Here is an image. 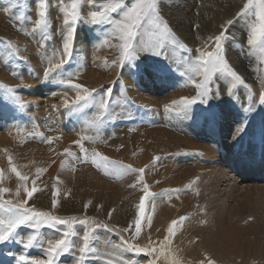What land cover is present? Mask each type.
Wrapping results in <instances>:
<instances>
[{
  "label": "rangeland",
  "instance_id": "1",
  "mask_svg": "<svg viewBox=\"0 0 264 264\" xmlns=\"http://www.w3.org/2000/svg\"><path fill=\"white\" fill-rule=\"evenodd\" d=\"M83 1L87 8L84 9L80 5L83 20L81 19L82 21L75 26L72 60L55 74L46 75L45 69L49 68L52 63L59 61L62 52V35L66 31L63 24V13L60 9L70 3V0H57L56 3L53 0L51 2L45 0L48 14L52 12L51 10H55V12L59 10L58 12L61 13L59 18L51 17L54 19V23L50 19L47 32L34 30L35 23L25 19L33 15L38 16L39 10L40 0H28L26 4L30 5L32 13H28L26 10L29 16L23 15L24 18L21 20V22L26 21L27 26L30 27L25 31L26 44L13 46L6 37L0 36V63H4L5 67L1 72L8 79L14 80L12 81L13 84L11 82L4 83L0 79V98L2 99L0 100V112L2 113H0V171H2L0 187L9 189L8 192L4 193L3 199L15 203L18 199L26 198L23 189H21L19 197L15 194L17 184L21 182L10 171L11 166L8 164V157L11 156L12 166H15L22 175L28 177V188H32L33 180H35V186L38 189L25 207L59 216L71 224V227L69 225H61L56 228L42 226L37 234L39 239L45 240L47 243L48 238L59 239L63 238V232L72 233L69 238L73 247L68 253L57 258V264H91V262L99 264L97 262L100 258L99 254L92 252L86 257H81L79 253V248L84 245L83 235L85 231L89 233L88 243L90 247L113 244L116 250L118 249V252L121 253L120 256L119 253L113 252L116 257L113 256L112 258L110 255L111 258L108 257L103 264H149L150 261L153 264H162L154 254L128 250V245L148 248L146 246L148 243H140L138 239L143 230H148L151 219L155 218L158 212L156 205L159 203H164L168 207L171 220H179L180 217L185 218L182 223L175 227V237L173 238H177L178 241L183 242L184 246H188L187 250H189L188 248L191 249L189 246H192V243L198 245V232L203 233L206 228L212 231L216 230L219 221L227 223L229 215L238 216L240 224L243 223L241 225V228L244 226L242 234L239 232L241 230H232L236 235L240 233L241 235L238 236L246 238L245 241L252 243V247H256L258 244L264 245L262 242L264 239V139L257 137L262 133L264 137V103H260V95L264 93V63L261 62L264 57L258 49L247 44L249 26L252 25L255 18L250 16H236L234 18L239 26V31L242 33V36H239L242 41L244 40L242 43H238L237 47L242 54L244 65L247 67L246 70L248 67L251 69L254 61H258L261 65L260 73L262 76L258 79L254 78L249 84L245 82L247 86L235 83L230 77H221L213 83L214 95H209L206 102H197L184 113L172 114L166 112L164 105L158 102L162 97H168L167 99L172 101L180 97L195 95L194 86L187 76L182 75L187 67L184 58L188 56L192 57L193 60L196 58L192 49L189 48L188 39L185 40L177 31L173 30L178 39L191 49L190 52H184L178 48L173 50L170 47L169 59L159 55L141 56L139 53L135 59L126 61L121 67L119 66V42L111 34L110 27L105 24H93L90 21L89 13L99 10L98 5L102 0H97L95 7L89 6L86 0ZM198 1H196L197 4H199ZM128 2L130 3L131 0ZM165 2L164 0L160 3V6H164ZM176 3L182 5L185 2L184 0H173L171 6ZM222 3L228 4L227 0H223ZM23 5L24 0H19V3L15 5L10 3V0H0V13H5L7 16H4L3 19L18 22L19 20L16 18L21 15L22 7L26 9ZM12 11H14L13 15L16 14V16L12 15L8 18L9 12ZM189 11L198 17V12L193 8H190ZM160 14L164 17L163 13L160 12ZM113 17L119 18V12L113 14ZM195 26H188V32H192L194 36L198 30V27ZM231 36L232 33H228V38ZM77 37L80 38L77 39ZM76 43H82L88 49V63L81 61L80 53H84L86 50L76 51V46H78ZM109 43L110 47L114 48L115 54L112 58L107 57V61L116 60L118 66L109 72V76H106L102 83L95 85L91 82L92 85H86L84 83V79L87 77L86 69L94 70L102 62V60H98L94 63V53L102 51V48ZM51 46L54 47L53 52ZM26 47H30L32 51H26ZM22 52L35 57V60L31 61V59L28 60L29 58L23 57ZM49 53H53L54 59L49 56ZM5 55H8V58H5ZM225 56H227L226 53ZM227 61L230 63L229 60ZM37 63L39 65L38 73L35 71L34 75L32 71L38 67ZM29 65L31 66L29 67ZM22 66H24L23 73L26 77L33 80L38 79L43 99H51L47 100L46 103L48 105L52 103L51 107L47 104L45 107L42 106V109L39 107L40 113L37 114L36 118L27 115L28 118L31 117L28 121L21 118L28 113L24 106L21 107L16 102L19 111L15 112L14 106L17 107V105L14 100L10 101L11 95L15 98L18 97L22 102L26 100L24 89L18 90L20 82L13 79L17 76L19 79ZM42 66L44 67L41 68ZM17 67L19 68L17 69ZM7 68L14 70L13 72L8 70L9 74ZM14 72L17 76H10ZM61 72L65 77L69 73L73 74V82L94 89L93 95L97 100L104 97L105 93H110L109 115L102 123L99 125L94 123L98 114V109L95 107L89 106L80 110H71L65 107L64 103H61L68 99L66 96H71L73 99L75 97L74 90L57 82L61 78ZM133 74L136 80L135 85L130 84L128 80ZM148 74H151L153 79L149 84V81L145 82ZM45 76H52V81H49V84L44 83L43 77ZM52 82H54L53 85ZM9 84L15 85L14 88L16 89L14 90ZM250 84L257 86V90H253ZM9 89L13 91H9ZM229 90H231V95ZM17 91L21 92L17 93ZM45 93L47 95H44ZM240 97L248 99L249 102L246 106L242 100L241 104H238L239 101L236 99ZM6 98L8 99L7 103ZM143 98L147 101L143 102ZM224 100L230 105L219 108ZM27 101L28 98L26 103ZM53 104H55V110H53ZM249 105L251 106L250 109L248 108ZM45 112L51 113L46 114ZM75 112V117L79 122L72 116ZM18 114H21V117ZM58 114H61L60 118ZM120 116H124V123L130 125L124 131L116 129L122 124L121 121H116ZM91 127L95 129H91L92 132ZM241 127L243 130L237 132V129ZM128 128L133 129V131L126 130ZM154 129L158 130L154 132ZM144 130L150 133V140L146 139L149 136L148 133L143 135ZM177 133H181V135ZM49 137L52 138L51 143L46 142ZM254 137L257 138L253 139ZM77 140H82L90 154L93 151H98L118 164H131L134 168H145L144 179L149 185L150 192L155 195L154 198L149 197L146 200L144 223L139 234H136L134 230L132 232L123 231L130 222H133L136 212L135 206L142 194L139 188L129 187L134 183L135 175L122 174L117 176L111 169L106 174L103 167L97 168L91 163H89L91 173L82 175V168H85V164L88 163H80L74 157L70 158L64 155L65 149L76 156L80 155L79 148L75 143ZM134 144L139 145L140 152L137 151ZM242 144L251 145L250 148H253L252 151L255 152L256 156L251 157L252 151L250 154H240L241 156L237 154L236 151ZM221 145L225 149L228 148V152ZM207 147L211 149L214 156L210 157L202 153L201 149ZM231 150H235L237 157L229 156ZM247 150H250L249 147ZM122 151H125L129 157L117 156ZM154 157H159V159L154 161ZM134 158L135 163H133ZM62 162L63 167H61ZM37 169H45V171L37 174ZM215 173L221 176L218 179H209ZM125 175L126 178L123 180ZM84 180L89 182L86 183ZM54 186L57 191L55 207L51 203ZM86 204L89 205L87 209H85ZM97 205H102V207L98 208ZM110 209H115L111 218L108 215ZM204 217L205 220L208 219L206 223L203 221ZM80 220H85L86 224H79L78 221ZM105 224L108 225L109 229L116 230H106L103 227ZM31 234H34L33 229L29 226H21L15 230L11 237L0 243V256H9L5 264H31L34 259L43 260L47 258L45 241L42 247L40 244H34L31 247L24 246L27 237ZM147 238L145 236V242L146 240L149 241ZM187 242L188 245L185 244ZM153 243L159 244L155 246L156 248L161 245L166 247L164 240L158 242V239L155 238ZM122 248H125L129 254L124 253ZM182 250L185 253L186 248ZM24 253L26 256L23 255ZM19 256L26 257V262L19 261L17 259ZM262 260L264 261V251L257 259L250 256L246 264H264ZM216 263L219 264L215 261Z\"/></svg>",
  "mask_w": 264,
  "mask_h": 264
},
{
  "label": "snow or ice",
  "instance_id": "2",
  "mask_svg": "<svg viewBox=\"0 0 264 264\" xmlns=\"http://www.w3.org/2000/svg\"><path fill=\"white\" fill-rule=\"evenodd\" d=\"M82 0H70L66 6L61 7L60 11L63 13V24L66 29L62 35V52L60 54L59 61L52 63L51 66L45 69V74H55L58 70H62L64 66L71 62L74 51L75 41V26L80 23L82 17L80 13V5ZM89 6H97V0H86ZM12 4H18L19 0H10ZM38 19L35 21L34 30H40L47 32L49 29L48 13L46 9L45 0H40L38 4ZM99 10H94L89 13L90 21L93 24H105L110 27L111 34L115 39L119 41V64L122 65L126 61L133 60L140 52H151L154 55L162 56L169 59V48L173 50L179 49L184 52H190L191 49L187 47L185 43H182L175 35L169 24L160 14V0H102L98 5ZM119 12V18H114L113 14ZM237 17L250 16L254 17V22L250 27V32L247 38V44L254 49H258L262 57H264V0H245L243 6L236 13ZM23 14L17 16V20H22ZM233 19H229L220 25V31L214 36L208 37V40L197 49V56L195 60L188 56L185 59L187 65L185 72L182 75L188 77V80L194 86L195 95L191 97H180L179 99L172 100L169 104L164 105V110L168 113L179 114L186 112L193 104L197 102H206L209 95H214L212 85L218 81L221 77L231 78L232 81L240 85H245L244 79L238 74L236 70L228 63L225 57V44L228 39V30L225 25H231ZM195 27H199L196 25ZM146 37V39H145ZM11 47V46H9ZM23 59V58H20ZM264 63V58L261 60ZM117 61L114 60L113 64ZM61 78L57 81L59 84L65 87H70L75 91L74 99L63 101L65 107L71 110H80L89 106L98 109V114L94 123L99 125L109 115V107L111 106V95L105 93V96L99 100L93 95L94 89H89L86 86L73 82V74L69 73L67 77L60 73ZM11 91V89H9ZM231 95V90H229ZM16 102H19L18 98H14ZM260 103H264V93L260 95ZM23 107V104H20ZM55 108V105H53ZM249 109L251 106L249 105ZM243 130V127L238 128L237 132ZM47 143L52 142V138L49 137ZM79 148L80 155L76 156L68 149L64 150L66 157L73 158L80 163H91L97 168L103 167L107 174L109 169L117 176L122 174L135 175V181L129 185L132 188H139L142 193L139 196V202L136 204V212L133 222H130L128 227L123 229L125 232L135 231L139 234L142 230L144 218H145V204L149 197H153V193L150 192L149 185L146 183L143 173L145 168H134L131 164L124 165L111 161L107 156L102 155L98 151H93L91 154L89 150L85 148L82 140L75 141ZM154 161L159 157H154ZM8 164L11 166L10 171L15 174L18 181L16 196L19 197L21 189L25 194V199L17 200L15 203L10 200H4V193L9 189L0 187V243L11 237L15 230L21 226H29L33 229L34 234L27 237V241L24 244L25 247L34 246V244H40L43 246L44 241L38 238L39 229L42 226H50L56 228L61 225L71 224L59 216L51 215L49 213L36 211L34 208L29 209L25 207L33 195L38 191L35 186V180H33V186L31 189L27 186L28 177L22 175L15 166H12V158L8 157ZM63 167V162L61 164ZM45 171V169H37V174ZM2 176V171H0ZM57 182L58 179H57ZM142 186V187H141ZM53 199L51 201L52 206L57 204V191L55 186L53 187ZM89 205H85L87 209ZM101 208L102 205H97ZM115 209H110L108 212L109 218ZM184 217H180L179 220L173 219L168 224L164 237V245L169 243V237L175 235V227L184 221ZM79 224H86L85 220L78 221ZM106 230L115 231L116 229H109L108 225H103ZM72 233L63 232V238L49 239L47 240V248L45 249L46 259H34L31 264H57V258L66 254L73 247L70 240ZM84 245L79 248L81 257H86L88 254L95 252V248L90 247L89 233L84 232L83 235ZM23 243V241H21ZM126 243V242H125ZM128 250L135 251L137 253L147 252L148 254H154L157 252L155 248H142L134 245H128ZM159 256H157V259ZM19 261L26 262L27 258L19 256ZM149 264H153L152 261ZM171 264H181L178 259H173ZM199 264H215V261L209 256L205 255L204 259Z\"/></svg>",
  "mask_w": 264,
  "mask_h": 264
},
{
  "label": "bare ground",
  "instance_id": "3",
  "mask_svg": "<svg viewBox=\"0 0 264 264\" xmlns=\"http://www.w3.org/2000/svg\"><path fill=\"white\" fill-rule=\"evenodd\" d=\"M27 1L28 0H24V5L23 6L26 7V9H24L22 7L21 14L29 16L28 13H32V12L30 10V5L28 6L26 4ZM56 1L57 0H53L54 3H56ZM165 1H166L165 2L166 4L164 6H160V12L163 13V16H164L163 18L166 20V22L169 24V26L171 27L172 30L177 31L181 35V37L184 38L185 40L188 39L187 43L189 44V48L192 49V53L195 56H197V54H198V53L195 54V52H197V49L202 47V45L208 40V37L214 36V35L219 33L221 24H223L225 21H227L229 19H233L234 22L231 25H225L227 30H228V33H232L231 38H228L227 42L225 44V49H226L225 53L227 55V56H225L226 59L229 60L230 66H232L234 68V70H236L238 72V74L248 84L251 83V81L254 80V78L258 79V78H260L262 76V74L260 73L261 65H260V62H258V61L257 62L254 61V64L251 67V69L248 67V70H246L247 67L244 65V62H243L244 60L242 59V56H241L242 54H241L240 50L237 47V44L240 43V42L242 43L244 40L243 41L241 40L240 36H242V33H241V31H239V26H238V24L236 22V19H234V18L236 17V13L243 6V3L245 2V0H227L228 4H223L222 3L223 0H200V1H198V0H184V2H185L184 4L180 5L179 3L178 4L176 3V4H172V6H171V3L173 2V0H165ZM196 1H198L199 4H197ZM49 2H51V0H49ZM162 2H164V0L161 1L160 3H162ZM194 2H195V4H193ZM81 5L83 6L84 9L87 8V5H84V1L83 0H82V4ZM189 5H193V6H189ZM189 7L193 8V10L198 12V17H195L189 11L190 10ZM26 10H28V13H27ZM32 11H33V9H32ZM51 11L52 12L50 14H48V22L50 21V19L53 22L54 19H52L51 17L55 16V17L59 18L61 16V13H62V12L59 13L58 12L59 10L56 11L57 13L55 12V10H51ZM13 12L14 11L9 12L10 13L9 15L7 14L8 18L12 17ZM84 12H87V11H84ZM4 16H6L5 13H0V36L6 37V39L11 44H13V46L15 44L16 45L17 44H19V45L26 44V33H25V31H27L30 28V27L27 26L28 23L26 21L25 22H21V20L18 21L19 23L15 22V21H11V20L7 21V20L3 19ZM13 16H16V14H14ZM25 19L29 20V21H33V23H35L36 19H38V16L33 15L32 17H29V18L26 17ZM82 20H83V18H82ZM237 21H238V19H237ZM250 22H252V21H250ZM192 25H198L199 26L198 30L196 31L195 36H194V34L192 32H188V29H189L188 26H192ZM85 26H86V24H85ZM249 27H251V26H249ZM87 28H88V26H87ZM234 34H238V35H234ZM79 38L80 37H77V39H79ZM81 44L80 43H76V45H78V46H76V51H81L82 49H85L86 52H84V53L81 52L80 53V57H81V61H83V62L85 61V63H88L89 62L87 60V58H88V49H86V46L84 44H82V45ZM50 48L52 49V52H53L54 51V47L51 46ZM104 50H109V51H104ZM26 51H32V50H30V47H28V48L26 47ZM170 52H171V50L169 51L168 55H170ZM172 52H173V50H172ZM21 54H22L23 57L29 58L28 60H30V59H31V61L35 60V57H31L28 54H23V52ZM114 54H115L114 48L110 47V43L108 45H105L102 48V51L94 53V55H95L94 56V63L96 61H98V60H102V62L100 64H98L94 70L92 69L91 71H89L88 68L86 69L87 77L84 79V83H86V85H92L91 82L93 84H95V85L100 84V83H102L104 81V78L106 76H109V72L111 70H114V68H116V66H118V64H113L112 61H110V62L107 61V57L112 58L114 56ZM140 54H141V56H148V57L155 56L151 52H140ZM49 56L51 58H53V53H49ZM5 58H8V55H5ZM41 63H42V61H41ZM3 64L0 63V79H2L4 81V83H8V82L13 83L12 81H14V80L8 79L7 77H5L4 73L1 72L2 69H5ZM22 65H24V64H22ZM26 65H27V63H26ZM26 65H24V66L27 67ZM36 65L38 67L34 68V71H32V73L34 75H35V71L38 73L39 65H38V63ZM24 66H22V68H21V71H20L21 76L19 77V79H17L18 76H17V74L15 72L11 73L10 76H14V77L17 76V78L15 77L13 79H16L17 82L18 81L20 82L18 90L23 88L24 91H25L24 94H26V100L28 98L27 103H26V100H25V102H22L17 97L19 94H16L17 95L16 97L19 100V102H17V103L19 105L23 104L25 110L28 112L27 114L23 113L24 114L23 117H21L22 113L20 115L18 114V116L21 117L22 119H25L26 121H28V119H31V117L28 118L27 115H29V116L31 115L33 118H36L37 114L40 113L38 111V108L40 107L42 109V106L45 107L46 104H47L46 103L47 100H51V99H47V100L43 99V95H42V91H41V87L39 85L38 79H36V80L34 79L33 80L32 78L26 77V75L23 73L24 72V68H23ZM30 66L31 65H29V67ZM119 66H120V64H119ZM43 67L44 66H42L41 68H43ZM18 68L19 67H17V69ZM8 70L13 72L14 69L13 68H11V69L7 68V72H8ZM105 70H107V71H105ZM113 75H115L114 72H113ZM47 77H50V76L43 77V80H45L44 83L47 82V84H49V81H52L51 80L52 76L50 78H48V79H47ZM53 79H55V78L53 77ZM128 80H129L130 84H132V85L136 84V80H135L134 74L131 77H129ZM152 80H153L152 79V75L148 74L147 79L145 80V82L149 81L148 82V84H149V83L152 82ZM53 83L54 82H52L51 84L53 85ZM13 84H9V85H11L14 88L15 85H13ZM16 85H17V83H16ZM250 86H251V88L253 90H257V86H253L252 84H250ZM15 89L16 88H14V90ZM11 91H13V90L11 89ZM19 92H21V91H17V93H19ZM46 93L44 95H47ZM28 94H29V96H27ZM223 94H225V93L223 92ZM63 95H65V94L63 93ZM237 95H238V93H237ZM11 97L12 98L10 99V101L14 100L15 97L13 95H11ZM66 97L68 98V100L73 99L71 96H66ZM167 98L168 97H162L158 102L161 105H165L166 103L169 104L171 101L169 99H167ZM240 98L236 99V100L239 101L238 104H241V100H242L243 104L246 106L247 102H249V101H247L248 99L246 100V98H244V97H240ZM0 100H2V99L0 98ZM142 101L146 102L147 99L143 98ZM7 102H8V99H7L6 103ZM14 102L16 103L15 100H14ZM17 103H16L17 107L14 106L15 112L19 111ZM61 103H63V102H61ZM27 105H28V107L26 108ZM50 105H48V106H50ZM53 105H55V104H53ZM228 105H230V104L226 103V101L224 100V103H222L219 106V108H225ZM59 106H61V105H59ZM57 108H58V106H57ZM25 110H24V112H26ZM53 110H55V109L53 108ZM57 112L59 113V111H57ZM45 113L47 114V113H51V112H45ZM60 115H59V118L61 117ZM72 116L75 117L76 116V112L73 113ZM123 117L124 116H120V118L118 120H116L117 122L118 121L122 122V124L120 126L116 127V129H118V131H124L125 128L130 127V125H127V124L124 123L125 120H124ZM47 119H49V118H47ZM137 119H139V118H137ZM49 122H52V121H49ZM77 122H79V120ZM130 124H132V123H130ZM20 126L22 127L21 123H20ZM131 128H134V127H131ZM12 129H13V127H12ZM91 129L95 130L93 127H91L90 130ZM126 130H132L133 131V129H129V128L126 129ZM157 130L158 129H154V132H156ZM19 131H21V130H19ZM32 132H33V130H32ZM91 132H92V130H91ZM146 133L149 134V136L146 137V139L150 140L151 139L150 133L147 130H144L143 135L146 134ZM19 134H21V132H19ZM177 134L181 135V133H177ZM17 137L19 138L20 136L18 135ZM257 137H261L262 139H264L263 133H262V135H260V136L258 135ZM257 137H254L253 139H255ZM259 140H260V138H259ZM254 141L255 140H253V142ZM256 144H258V143H256ZM134 146L137 149V151H139V152L141 151L140 149H138L139 145L134 144ZM250 146L251 145L247 146L246 144L240 145V147L236 151L237 154H239V155L240 154L244 155V154H248V153L250 154V152L253 149V148H250ZM221 147L224 148L223 145H221ZM247 147H249L250 150H247ZM256 148H258V147L256 146ZM225 150H226V152H228L229 149L226 148ZM201 151L206 156H210V157L214 156V154L212 153L211 149L208 148V147L207 148H202ZM229 153H230L229 156L237 157V155L235 153V150H231V151H229ZM110 154H112V152H110ZM251 155L250 156L253 157L255 155V152L252 151ZM117 156H128V154L125 151H122ZM247 156H245V157H247ZM130 159L132 160V158H130ZM133 163H135V158L133 159ZM85 165H86L85 168H82V175H88V174L91 173V166L89 165V163L85 164ZM219 173H222V172H219ZM220 176L221 175L215 173L209 179H218ZM125 178H126V175L123 176V180H125ZM204 179L206 181L205 177H204ZM84 181L86 182V180H84ZM87 182H89V181H87ZM184 201L186 202L187 200L185 199ZM156 207H157L158 212H157L155 218L151 219V223H150V225L148 227V230L147 231L143 230L141 236H139L138 241L140 243H148V244H146V246H148V248H152L153 247V248L157 249V252L154 253V255L156 256V258H157V256H159L158 261L161 262L162 264H171V261L173 259L180 260L181 264H196V263L199 264V262L204 259L205 255H207L210 258H212L213 260L217 261L219 264H246V261H247V259L250 256L251 257H256V259H257V258H259L261 256V254L264 251L263 250L264 245H262V244L259 245L258 244V246L252 247V243H248L247 241H245L246 238H244V237L240 238L241 236H238L240 233L237 232L238 234L236 235L233 232L235 229H237L238 231L241 230L239 232H241V234H242L243 227H244L243 226L241 228V225L243 223L240 224V221L237 218L238 216H234V215H232V216L229 215V217H227L228 218L227 223L219 221V223H218V225L216 227V230L212 231L211 229L206 228V229H204L205 231L203 233H199L198 232L197 234H199V243H198V245L197 244L195 245V243L193 245V243H192V246H189V247H191V249L188 248L189 250H187L188 246L186 247V246L183 245V242H180V240L178 241L177 238H173L175 236H170L169 237V243H168L169 245L167 244L166 247H163L161 245L159 248H156L155 246L159 245V244L158 243L154 244L153 240L155 238H157L158 242L163 241L164 239H162V238H164L165 235H167V232H166L167 226L171 222V213H170V210L168 209V207L165 206L164 203H159V204L156 205ZM207 220H205V217H204V219H203L204 223H206ZM185 235L187 236V234H185ZM145 236L148 237L147 238V239H149L148 242H147V240H146V242L144 241L145 240ZM49 239H52V238H48V240ZM52 240H55V238L52 239ZM190 240H188V241H190ZM262 242L264 244V239H262ZM45 243H46V241H45ZM185 244L188 245V242L185 243ZM46 245H47V243H46ZM94 248L96 250L95 253L99 254V257H100V258H98L99 260L97 259L98 260L97 262L99 264L105 263L104 260H106L110 255L113 258V256H115L113 254V252L115 254L119 253L118 249L116 250V247L113 244L112 245H106V244L97 245ZM183 248H186L185 253L182 250ZM122 250H123L124 253L129 254L128 251L125 248H122ZM25 254L26 253H24L23 255H25ZM119 254L121 256V253H119ZM4 256L5 257L0 256V263H2V264L7 263L8 259H9V256H7V255H4ZM111 257H109V258H111ZM186 260H187V262H186ZM243 260H244V262L242 263ZM92 263L93 262H91V264ZM256 263H258V262H256Z\"/></svg>",
  "mask_w": 264,
  "mask_h": 264
}]
</instances>
